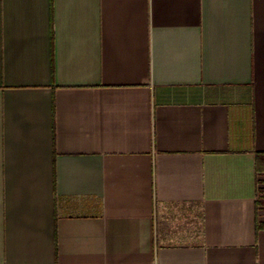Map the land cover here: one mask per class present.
<instances>
[{
    "label": "crops",
    "instance_id": "1",
    "mask_svg": "<svg viewBox=\"0 0 264 264\" xmlns=\"http://www.w3.org/2000/svg\"><path fill=\"white\" fill-rule=\"evenodd\" d=\"M0 264H264V0H0Z\"/></svg>",
    "mask_w": 264,
    "mask_h": 264
}]
</instances>
